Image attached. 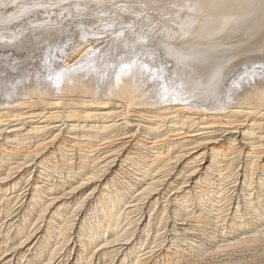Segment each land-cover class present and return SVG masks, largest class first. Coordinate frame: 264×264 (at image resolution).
I'll use <instances>...</instances> for the list:
<instances>
[{
	"label": "rangeland",
	"instance_id": "1",
	"mask_svg": "<svg viewBox=\"0 0 264 264\" xmlns=\"http://www.w3.org/2000/svg\"><path fill=\"white\" fill-rule=\"evenodd\" d=\"M219 2V0H0V102L10 100L13 95L16 96L19 88L29 85L33 79L40 78L41 81L48 79L47 85L52 86L59 77L62 79L67 73L78 71L80 68L82 73L92 69L94 75L92 94L61 93V86L59 89L54 87L49 97L44 96L41 100L34 96L27 104L16 106V112L24 117L35 114L37 116L40 114L39 117L48 114L66 115L71 111L92 112L91 114H96V117L100 114L108 115L103 120L94 119V122L81 120L80 126L89 127L105 126L111 123L104 121L111 120L120 124L123 122L122 118L126 117L129 124L123 131L135 135L132 146L127 150L131 153V157L136 158L140 155L138 157L145 156L146 161H151L158 151L165 150V155L159 156L161 162L152 166L147 178L135 175L140 174L134 171L138 167L136 158L121 165L119 163L111 165L109 170L104 172L103 177L94 179V182L88 186L72 191L80 184L76 180L84 179L87 182V177L102 175L104 169L100 167L115 149L113 144L102 145L105 141L99 142L93 138L97 135L92 134L91 137H87L78 130L74 131V134H69L67 131L73 124L71 121L74 120L64 121L61 132L56 126L62 123H52L48 128L55 127L53 130L42 132L37 138L26 140L23 137L19 141H13L5 136L7 131L20 128L19 125L15 126V129H5L6 126H0V133L2 132L0 151L8 152L13 149L17 154L13 160H7L2 156L0 169L4 174L16 163L21 162L23 157L33 155L36 150L45 147L48 141H54L56 148L60 150L64 145H68L61 151L62 157L58 153L60 151H55L59 156L52 159L53 164H48L47 171L52 173V176L47 177L46 181L40 179V171L25 170L10 176L1 187L0 253L2 249L17 248L19 254H13V264H38L34 249L41 242L40 238L35 245L40 235L37 239L27 241L22 247L19 244L38 225L49 222L54 234L48 246L52 251L55 247L53 244L64 239L63 236H59L60 229L68 226V221L73 220L70 217L75 209L79 206L84 209L88 197L90 199L86 210L88 219L85 220L83 233L87 236L92 230H96L99 226L98 217H102L100 224L105 222L104 213L98 207L100 199L97 197L99 198L100 194L105 195L101 197V201L105 203L103 209H106L107 201L109 197L115 196V191L118 194H125L112 215L117 224L110 229L112 230L110 235L108 233L101 238L103 241H110L125 233L127 237H131L135 229L131 240L133 242L137 240V245L127 252L128 254L116 251V254L111 252L105 255L101 264H152L150 259L143 258H146L148 256L146 253L161 242H165V246L174 243L169 251L170 260L175 261L171 264H264V233L263 235L260 233L255 241H246L245 244L231 248L219 256L213 255L217 250H224L226 243L229 244L230 241L232 244L241 237L243 239L247 235H255L253 231L257 225H261L259 228H264V218L261 223L256 219L257 213L260 212V207L256 203L264 200L262 168L264 105L253 109L251 106L238 104V100L235 99L242 86L256 81L264 83V47L257 49V47L244 46L240 37L241 30L228 37L222 34L211 37L200 35L198 31L203 19L205 21L207 18L214 19L219 14L220 17L226 15L223 19L230 21L238 16L231 14L235 8L226 12ZM213 3L218 4V7L213 6ZM205 21H202V24ZM192 33L194 36L191 35ZM181 44L186 45L181 46ZM88 46L92 49L84 54L82 51ZM251 50L252 53H249ZM191 51L203 56L195 57L194 54L182 58V54L189 55ZM70 56L79 60L74 67L67 65ZM186 67L190 69L187 71ZM123 69L145 81L147 84L145 88L153 94L150 95L148 91L150 98L154 99L153 102L147 96L149 105L153 102L152 106L146 104L126 108L118 97L105 96L104 90L110 84L112 74L116 70L122 72ZM98 97L99 102L106 105L90 104ZM57 101L60 103L59 106H54ZM79 102H88L90 105H80ZM6 108L7 106H1L0 103V117L8 115ZM143 110L146 112H142ZM153 110L163 116L154 117V113H149ZM234 111L238 113L231 114ZM136 114L142 115L143 120L133 116ZM150 117L156 120L152 125L146 122ZM180 118H190L195 123L183 125L178 122ZM38 119H34L33 123L26 121L22 128L26 131L22 135L32 128L46 126L47 123H40L42 119ZM199 121L212 122L215 127L198 131ZM228 123L243 126L237 130L238 133H234L235 130L221 128ZM147 127L150 129L146 134ZM155 128L158 129L157 132L150 131ZM244 132L251 135L243 136ZM109 133L103 135L111 137L120 131L114 130ZM195 135L194 138L190 137ZM205 137L219 142L215 145L217 150L222 151L215 159L218 165L212 168L209 167L211 158H203L198 150L193 149L196 144L204 142ZM230 137L232 141L227 140ZM181 138L186 139L181 140ZM117 142L119 140L114 144ZM152 143L157 145L155 149L151 148ZM98 144L101 145L94 147ZM168 149L169 153H167ZM178 153L183 154L184 158L177 162L175 157ZM247 153H250V156L247 157ZM254 161L258 166L254 165L252 172L250 169L246 170L247 162L252 166ZM72 164V167L85 164L87 168L79 170L81 176L74 177L75 180L69 176ZM244 173L249 175L245 180ZM14 181L18 182L17 187L5 192ZM243 182L246 183L245 186ZM132 183L135 185L129 190L121 189L123 184L128 186ZM34 189H40L38 197L34 196L38 201L35 210L29 212L28 221L25 223L23 215L26 207L29 208L28 203L34 195ZM143 190L146 196L140 197ZM146 190H150L149 195L153 200L152 206L147 208H145V198L148 197ZM259 194L262 196L260 199L256 198ZM164 206L165 210H162ZM44 209L47 210L46 215H41V210ZM141 218H146L144 223L151 219L148 229L144 227V223L137 224ZM174 223L175 230L172 228ZM246 224H250L249 229L239 228L247 226ZM19 229L23 231L21 236L18 235ZM7 235L8 237L5 238ZM102 240L97 244L104 243ZM194 247H198L197 250ZM70 254L71 258L75 256L74 251ZM187 254L188 259H179L180 256L184 257ZM83 257L81 256V260L87 261ZM10 258L3 260L0 257V264H7Z\"/></svg>",
	"mask_w": 264,
	"mask_h": 264
},
{
	"label": "bare ground",
	"instance_id": "2",
	"mask_svg": "<svg viewBox=\"0 0 264 264\" xmlns=\"http://www.w3.org/2000/svg\"><path fill=\"white\" fill-rule=\"evenodd\" d=\"M174 1V0H173ZM220 4L222 5L221 8L222 9H226L225 11L228 12L227 10H231L232 8H235L232 10L231 14H236L238 16H235L232 20L230 21H225V19H223L224 17H226V15L224 17H220L219 14H217V16L213 18H207L206 21L203 19L202 21H205L202 24L201 21V25L199 26V31L201 34L200 35H204V36H208L211 37L213 35H224L225 37H228L229 35H231L232 33H237L238 30H241L240 34H241V39H243V45L245 46H251L250 48L253 47H258L262 48L264 47V0H219ZM122 3V2H121ZM205 3V2H204ZM215 3V2H214ZM213 6H217L214 5ZM207 4V3H206ZM205 4V5H206ZM6 6V5H5ZM198 6V5H197ZM211 6V5H210ZM209 6V7H210ZM211 6V7H213ZM90 7V6H89ZM204 7V6H203ZM218 7V6H217ZM216 9V7H214ZM195 9V8H194ZM198 9V8H197ZM205 10V8H204ZM203 11V10H202ZM206 11V10H205ZM208 11H210L208 9ZM196 12V11H195ZM201 12V11H200ZM213 12V11H212ZM207 13V12H205ZM213 14H215L213 12ZM212 14V15H213ZM9 15V13H8ZM243 15V16H241ZM151 16V15H149ZM206 16V15H205ZM241 16V17H239ZM246 16V17H245ZM19 18V17H18ZM201 18V17H200ZM8 20V19H7ZM82 23V22H81ZM18 25V24H17ZM170 25V24H169ZM186 28V27H185ZM14 29V28H13ZM196 29V27L194 28ZM92 32V31H91ZM13 35V34H12ZM190 35V34H189ZM192 36H194V33L191 34ZM198 35V36H200ZM221 35V36H222ZM30 36V35H29ZM191 36V37H192ZM190 37V36H189ZM205 38V37H204ZM2 39V38H1ZM44 39V38H43ZM46 39V38H45ZM117 39V38H116ZM192 39V38H191ZM198 39V38H197ZM196 39V40H197ZM203 39V38H202ZM208 39V38H207ZM211 39V38H210ZM215 39V38H214ZM219 39V38H218ZM195 40V41H196ZM209 40V39H208ZM222 40V39H221ZM8 41V40H7ZM29 41V40H28ZM185 41V40H184ZM188 41V40H187ZM193 41V40H192ZM199 41V40H198ZM182 42V41H181ZM186 42V41H185ZM184 43V42H183ZM187 43V42H186ZM246 43V44H245ZM21 44V43H20ZM32 44V43H31ZM191 44V43H190ZM182 45H186V44H181ZM232 45V44H231ZM230 45V47H232ZM235 45V44H234ZM32 46V45H31ZM179 46V45H178ZM226 46V45H225ZM237 46V45H236ZM186 47V46H185ZM208 47V46H207ZM211 47V46H210ZM240 47V46H239ZM182 48V47H181ZM202 48V46H201ZM227 48V47H226ZM229 48V47H228ZM91 46H88L86 48H84V50L82 51L84 54L87 53L89 50H91ZM94 49V48H93ZM232 49V48H231ZM245 49V47H244ZM247 49V48H246ZM256 49V50H257ZM209 50V48L207 49ZM212 50V49H211ZM218 50V49H217ZM230 50V48H229ZM234 50V49H233ZM249 50V49H247ZM255 50V51H256ZM261 50V49H260ZM21 51V50H20ZM29 51V50H28ZM187 51V49H186ZM197 51V50H196ZM201 51V50H200ZM214 51V50H213ZM235 51V50H234ZM239 51V50H238ZM254 51V50H253ZM254 51V52H255ZM73 52V51H72ZM204 52V51H203ZM215 52V51H214ZM232 52V51H231ZM243 52V51H242ZM259 52V51H258ZM262 52V51H261ZM80 53V52H78ZM187 53V52H186ZM200 53V52H199ZM205 53V52H204ZM203 53V54H204ZM216 53V52H215ZM230 53V52H229ZM252 53V50L249 52ZM72 54V53H71ZM81 54V53H80ZM195 53H193V51L189 52V55H184L182 54V58H184L185 56L187 57H191L193 56ZM208 54V53H207ZM239 54V53H238ZM245 54V53H244ZM257 54V53H256ZM260 54V52H259ZM263 54H264V49H263ZM109 55V54H108ZM221 55V54H220ZM261 55V54H260ZM260 55L258 57H260ZM82 56V55H80ZM79 56V57H80ZM195 57H202L203 55L201 54H195ZM212 56V55H211ZM245 56V55H243ZM255 56V54H254ZM253 56V57H254ZM263 56V55H262ZM71 57V56H70ZM69 57V58H70ZM84 57V56H83ZM206 57V56H205ZM214 57V56H212ZM211 57V58H212ZM237 57V56H236ZM257 56H255L256 58ZM78 58V57H77ZM225 58V57H224ZM234 58V56H233ZM197 59V58H196ZM207 59V58H206ZM210 59V58H208ZM221 59V57H220ZM245 59V58H244ZM257 59V58H256ZM78 60V59H77ZM77 60H75V58L72 56L69 59V62H67L68 67L73 66L74 64L77 62ZM187 60V59H186ZM193 60V59H192ZM236 60V59H235ZM79 61V60H78ZM179 61V60H178ZM226 61V60H225ZM244 61V60H243ZM99 62V61H98ZM193 62V61H192ZM197 62V61H196ZM222 62V61H221ZM115 63V62H114ZM242 63V61H241ZM189 66V65H188ZM237 67V66H236ZM66 68V67H65ZM89 68V67H88ZM124 68V67H123ZM179 68V67H178ZM2 69V68H1ZM76 70V68H74ZM81 69V68H80ZM79 69V70H80ZM181 69V68H180ZM187 69V67H186ZM190 69V68H189ZM187 69V71L189 70ZM212 69V68H211ZM78 70V69H77ZM78 71H73L70 73H67L64 75V77L62 79L55 82V85H50L48 86V82L46 80L48 79H44L45 81H41L40 78L39 79H33L32 81H30L29 85L26 84L24 86L21 87V85L18 87V94L16 95L14 92V94L16 96L13 95V98H11L10 100H6L4 102H0L1 106L5 105L7 106L6 110H8V115H3L0 117V126H6L5 129H10L13 128L15 126H20V128H17L15 130L12 131H7L5 133L6 138H11L13 141H19L20 138L25 137L26 140H30L32 138H37L38 134L42 133V132H49L51 130H53V128H48L50 125H52V123H62L60 126H56L57 129H59V131L61 132V127L65 124L64 121H69V120H74L71 121L73 124L71 126V128L67 131L69 134H74L76 130L81 131V133L85 134L84 136L87 137H91L90 135H97L96 137H93L95 139H97L99 142L101 141H105L102 145H111L113 144L115 146V149L113 150L111 156L109 155L106 162L103 164L102 167L104 170L102 171V175H94V176H90L87 177L86 180L87 182H85V180H76L77 183H80L77 187L73 188L72 191H76L78 188L83 187V186H88V184L94 182V179L97 178H101L105 175L104 172L108 171L110 166L113 164H122L125 161H130L131 159L137 160L138 164L136 166H138L134 171L138 174H135L136 176L140 177V178H147L148 177V173L151 172L150 170L152 169V166H155L160 160L159 156H164L165 155V150L164 151H158L156 157L151 160V161H146V157H138L140 155H138L136 158L131 157V153L128 150L129 147L132 146V142L134 141V134H129L127 132H124L123 130L125 128H127L128 126V122H127V118L123 117L122 123H118L117 121L111 120V121H104V123H111V124H106L105 126H93V127H89L87 125L85 126H80L81 120H85L84 122H87V120H91L92 122H94V119H99V120H103L105 117H108V115H103L100 114L98 115L99 117H96V114H91L89 112H85V113H80L79 111H71V112H67L66 115L62 114H48V116H42L39 117L40 114L37 116L35 115H29V116H25L24 115H20L21 113L16 112L15 107L16 106H20V105H24L27 104L32 97L36 96L42 99H44V96H50L49 94H51V90H53V88L55 87V89H59L60 86V92L61 93H70V92H81L83 94H92L94 92V90L92 89V85L94 84L92 82V77H94V75L92 74V69H88L87 71H85V73H79ZM213 71V70H212ZM66 72V70H65ZM204 73V72H203ZM62 75V74H60ZM185 75V74H184ZM183 75V76H184ZM223 75V74H222ZM182 76V75H181ZM42 77V76H41ZM196 77V75H195ZM222 77V76H221ZM180 78V77H179ZM58 79V78H57ZM94 79V78H93ZM52 80V79H51ZM205 80V79H204ZM208 82V81H207ZM107 83V82H106ZM204 83V82H203ZM22 84V83H21ZM108 84V83H107ZM146 83L145 81H143L142 78L138 77L136 74H132L130 73L127 69H123V71L121 72V70H116L114 72V74H112V80L110 82V84L107 86V89L104 90L105 91V96H114V97H118L121 102L123 103V107L126 108H131L132 106H139V105H149L148 103V98L147 96H149V98L151 97L150 95L153 96V94L147 90L146 87ZM240 85V84H239ZM212 86V85H211ZM94 88V87H93ZM102 88V87H101ZM100 88V89H101ZM105 88V87H104ZM201 88V87H200ZM17 89V88H16ZM150 93H149V92ZM212 91V90H211ZM213 92V91H212ZM239 92V91H238ZM148 93L150 95H148ZM99 95L101 94L100 92L98 93ZM94 95V94H93ZM102 95V94H101ZM100 95V96H101ZM208 95V94H207ZM206 95V96H207ZM156 96V95H154ZM205 96V95H204ZM203 96V97H204ZM235 97V96H234ZM47 98V97H46ZM95 99V98H94ZM152 99V98H150ZM236 100H238V104L240 105H245V106H251L253 109L257 108V107H261L262 105H264V83L261 81H256L253 84H246L244 86H242L241 91L239 93H237V96L235 98ZM99 97L98 99L90 102V104H98L97 106H104L106 105V103H101L99 102ZM151 101V100H150ZM152 101L154 102V99H152ZM147 102V103H146ZM152 102V104H153ZM81 102H79L78 104H80ZM59 102L57 101L56 104H54V106H59ZM62 104V103H61ZM88 104V102H84L81 103L80 105H90ZM149 105V106H152ZM218 106V105H217ZM234 107V106H233ZM99 108V107H98ZM220 108V107H218ZM240 108V107H239ZM89 109V108H88ZM92 109V108H91ZM142 109V108H141ZM161 111V109H159ZM182 110V109H181ZM258 110V109H257ZM171 111V110H170ZM226 111V110H225ZM142 112H146L145 110H143ZM179 112V111H178ZM240 112V111H239ZM149 113H154V117H162L163 114H161L160 112H157L155 110L150 111ZM202 113V112H201ZM237 112H231V114H236ZM225 114V113H224ZM166 115V114H165ZM138 117L139 119H142V115H133ZM148 118L146 119V122L148 125H152L153 122H155V118ZM222 117V116H221ZM39 118L38 120L42 121L40 123H47L46 126L44 127H35L32 128L31 130H27V132L25 134L22 135V133L24 131H26V129L22 128L25 126V123H27L26 121L33 123L34 119ZM145 119V118H144ZM178 119V118H177ZM175 119V120H177ZM161 120V119H160ZM38 122V123H39ZM90 122V121H89ZM176 122V121H175ZM180 123H183V125L185 124H194L195 121L193 119L190 118H180L179 121ZM200 122V121H199ZM198 122V125H200V128L198 129V131L200 130H207V129H212L215 127V124H213L212 122H205V121H201L200 123ZM174 123V122H173ZM197 123V122H196ZM14 124V125H13ZM223 124V123H222ZM255 125V124H254ZM223 127L221 128H226V129H232L235 130L234 133H238L237 130L243 126L241 124H225L222 125ZM172 127V126H171ZM251 127V126H250ZM48 128V129H47ZM150 128H146V134L147 131ZM114 130L116 131H120V133L116 134L114 133V136L111 137H106L105 135H103V133H108L109 132H113ZM158 129H154V130H150L153 132H157ZM165 129H163L164 132ZM171 131V130H170ZM149 132V131H148ZM233 133V134H234ZM47 134V133H46ZM80 134V133H79ZM82 134V135H83ZM102 134V135H101ZM116 134V135H115ZM2 135V132L0 133V136ZM4 135V134H3ZM251 135V133L248 132H244L243 136H248ZM157 136V135H154ZM204 136H206V134H204ZM190 137H196L195 136H190ZM233 137V135H232ZM55 138V137H54ZM156 138V137H155ZM206 140H203L204 142H201L199 144H196V146L193 148L194 150H198L199 155L200 156H204L203 158H211V162L209 167L212 168L214 165H218L217 160H215L217 158L218 155H220L222 153V151L217 150V146L215 144L219 143V142H215L212 141L210 137H205ZM186 138H181V140H184ZM204 139V138H203ZM117 140H119V142L115 143ZM228 141L231 140V137L229 139H227ZM232 141V140H231ZM49 143L45 145V147H43L42 149L36 150L33 155H29V156H25L21 159V162L16 163V165L12 168H9L8 171L6 172V174H4V172L0 169V190L2 189V185L5 184L4 182H7L8 179L10 178V176H12L13 174H17V173H21L23 171H33L34 169L37 171H40L39 175L41 176L40 179L42 181H46V178L49 176H52V173H49L47 171V167L48 164H53L52 163V159H56L59 155L56 154L55 151H60L58 152L60 154V156H63V151L64 147H68V145H64L63 149L60 150L58 147L56 148V144H54V141H48ZM137 143V142H136ZM101 144L95 145L99 146ZM157 145L152 143L151 148L155 149ZM161 146V145H160ZM71 147V146H70ZM93 147V146H92ZM91 147V148H92ZM105 148V147H104ZM161 148V147H160ZM163 148V146H162ZM4 149V148H3ZM131 149V148H130ZM167 149V148H166ZM170 149V148H169ZM169 149L168 152L169 153ZM42 150H46L45 152L43 151V153L41 154ZM95 150V149H94ZM40 152V153H39ZM49 152V153H48ZM48 153V154H47ZM166 153V154H167ZM263 153V152H261ZM260 153V154H261ZM16 152L11 149L8 150V152L6 151H0V163H2L3 159L2 156H4L5 158H7V160H10L14 158V156H16ZM47 155V156H44ZM131 155V156H130ZM247 157L250 156V153H247L246 155ZM182 157L184 158V155L181 153H178V155L175 157V160L178 162L180 159H182ZM264 159V158H263ZM247 160V159H246ZM132 162V161H131ZM250 162V160H249ZM134 163V162H133ZM65 164V163H64ZM63 164V165H64ZM131 164V163H130ZM250 163L247 162L246 164V170L250 171L255 167H257L258 165H256V162L254 161V163L252 164V166L250 165ZM69 166V164L67 165ZM73 164L71 165V172L69 173V176L71 179L75 180L74 177H78L81 176L79 175L80 173L78 172L79 170H84L87 169L85 166V164L83 165H74V167H72ZM53 167V165H52ZM0 168H2V166H0ZM56 168V167H55ZM70 168V169H71ZM262 168L264 171V164H262ZM53 169V168H52ZM256 169V168H255ZM50 170V168H49ZM46 172L45 174L43 172ZM87 171V170H86ZM153 171V170H152ZM249 171V172H250ZM52 172V171H51ZM252 172V171H251ZM254 172V170H253ZM26 173V172H25ZM247 173V172H246ZM252 174V173H250ZM87 175V174H86ZM244 176V180L247 179V176L245 173L243 174ZM14 180V179H13ZM18 181V180H16ZM262 182V181H261ZM18 182L12 183V185H9V188H6V191H11L14 190L17 187ZM76 183V184H77ZM17 184V185H16ZM124 186L121 187V189L123 190H129L131 188V186H134L135 183H132L130 185L127 186V184H123ZM243 185L245 186L246 183L243 182ZM264 185V182H263ZM122 186V185H121ZM250 186V185H249ZM8 189V190H7ZM244 189V188H243ZM4 190V189H3ZM101 191L103 190L100 189ZM245 190V189H244ZM40 189H34V195H32V198L30 199V202L28 203V207H26V211L23 215V222H27V218L29 216V212L35 210V205L37 204L38 199L35 198L34 196L38 197L37 194H39ZM261 191V190H260ZM39 192V193H38ZM148 197L145 198V208L152 206V196L149 195L150 190H146ZM145 190H143L140 193V197H142L143 195H145ZM99 196V195H98ZM105 195H101L99 196V198L97 197V199H100L99 204V210H102L101 212L104 213L103 215V219L105 220V222H101L102 217H98L97 219V223L99 224L98 227H96V230H92L90 232L89 235L86 236V234H84V224L86 223L85 220H87L88 218L86 217V210L88 208V204L90 202L89 197L86 199V205L84 206V209H82V206H79L77 209H75L72 212V216L70 218H73L72 221H68V226L63 227V229H60L59 232V236H63L64 239H61L60 241H57L56 243L53 244L54 249L51 251L50 248L48 247L50 244V239H53L54 234L51 231V226H49V222H45L46 224H42L37 228H35L34 230L30 231V233L27 234V238L24 239L19 246H23L25 245V243L27 241L30 240H34L37 239L38 235L39 238L37 239L36 244H38L39 239L41 238V242L36 246L35 252L37 253L36 255V263L38 264H101L103 258L105 255L109 254V253H115L116 251H121L122 253L125 252H130L133 248H135V245H137V240L136 242H133V240H131L133 238V232L131 233V237H127L126 233L122 236H117L116 238H114L113 240H108V241H103L102 240V236H104L105 234L110 235V232L112 230H110L113 226H115V224H117L116 221H114L113 216L114 212L116 211V209L118 208V202L120 200H122L125 196V194L123 193H116L115 191V196L109 197L108 199V210L106 211V209H103L104 204L101 201V197L103 198ZM146 196V195H145ZM108 198V196H106ZM262 197L260 194L257 195L256 198ZM143 201V199H141ZM140 200V201H141ZM141 201V202H142ZM260 201V200H259ZM258 202V201H257ZM260 202H262V204H260ZM260 202L256 203L259 207H260V212L257 213V220L258 222H260L263 218H264V200L262 199ZM144 203V202H143ZM239 203V202H238ZM92 204V203H90ZM94 205V204H93ZM107 205V204H106ZM237 205V204H236ZM92 206V205H91ZM238 206V205H237ZM138 207V206H137ZM143 207V205H142ZM256 207V206H255ZM254 207V208H255ZM161 208V207H160ZM91 209V207H90ZM141 209V208H140ZM147 210V209H146ZM162 210H165V206L162 208ZM47 210H41V215H44L46 213ZM155 211V210H154ZM239 211V210H238ZM148 212V210H147ZM46 215V214H45ZM148 217H150V215H147ZM44 217V216H43ZM165 217V216H164ZM250 217V215H249ZM52 218V217H51ZM140 218V217H139ZM151 218V217H150ZM148 219V222L144 223L146 218H141L140 220L137 221V224H141L143 225L144 223V227L147 229L150 227V222L151 219ZM170 218V217H168ZM40 219V218H39ZM42 219V217H41ZM101 219V220H100ZM164 219V218H163ZM172 219V218H171ZM197 219V217H196ZM253 219V217H252ZM81 220V221H80ZM166 220V219H165ZM163 221V220H162ZM89 222V221H88ZM170 222V219L169 221ZM39 223V224H40ZM103 223V224H102ZM166 223V222H164ZM163 223V224H164ZM231 223V222H230ZM252 224V222H250ZM261 223V222H260ZM168 225L170 223H167ZM259 224V223H258ZM171 225V224H170ZM175 223L173 224V229L175 230ZM178 225V224H177ZM247 226H241L239 227L241 228H248L250 227V224H246ZM225 226V225H224ZM239 226V225H238ZM165 227V225H164ZM163 227V228H164ZM168 227V226H167ZM229 227V226H228ZM261 227L257 225V227H255V230L253 232H255V235H250L247 237L243 236L244 238L239 239L237 241H233L232 244H230L232 241H230L229 244L226 243L225 245V249L220 250L217 252H215L213 255H221L223 254L225 251L230 250L231 248H235L239 245L245 244L246 241H255L257 236L261 233H264V228H259ZM18 228V227H17ZM45 228V231H43ZM166 228V227H165ZM233 228V227H232ZM259 228V229H258ZM95 229V228H94ZM227 229V228H226ZM231 229V228H230ZM249 229V228H248ZM257 229V230H256ZM89 230V229H88ZM235 230V229H234ZM173 232V230H171ZM245 231V230H244ZM242 231V232H244ZM32 232V233H31ZM141 232V231H140ZM175 232V231H174ZM235 232V231H234ZM21 233H23L22 229L18 230V235L21 236ZM136 233V232H135ZM142 233V232H141ZM241 233V232H240ZM171 234V232H170ZM174 234V233H173ZM229 234V233H228ZM252 234V233H251ZM42 235V236H41ZM114 235V234H113ZM111 235V236H113ZM136 235V234H135ZM224 235V234H223ZM226 235V234H225ZM263 235V234H262ZM25 236V234H24ZM110 236V237H111ZM126 236V237H125ZM139 236V235H138ZM229 236V235H228ZM260 236V235H259ZM8 235L5 237L7 238ZM109 237V236H108ZM137 238V237H136ZM147 238V237H146ZM227 238V237H226ZM264 238V237H263ZM112 239V238H111ZM139 239V238H137ZM172 239V238H171ZM76 240V241H75ZM102 240L104 243L102 244H97L98 241ZM227 240V239H226ZM259 240V239H258ZM156 241V240H155ZM164 241V240H163ZM59 242H61V244H59ZM153 242V241H152ZM229 242V241H228ZM141 243V242H140ZM77 244L79 245L77 247ZM98 245V247H96V245ZM139 244V243H138ZM174 245V243L171 245H167L165 246V242H161L160 244H158L157 246H155L150 252L146 253L148 256L146 258L143 259H150L152 264H159V263H165V264H171L175 261H171L169 258V251L172 249V246ZM52 246V247H53ZM65 247V248H64ZM96 247V249L93 251V249ZM115 247V248H114ZM165 247L166 250H165ZM227 247V249H226ZM64 248V252L62 253ZM111 248V249H110ZM113 248V249H112ZM198 247H194V249ZM107 249V250H105ZM220 249V248H218ZM74 251L75 252V256L71 258V254L70 252ZM216 251V250H215ZM10 252V253H9ZM214 252V251H213ZM9 253V255H8ZM13 254H19V251L17 248H8V249H2L1 253H0V257L5 260L8 257H11L10 260H7V264H13V260H12V256H14ZM128 254V253H127ZM176 254H178V251H176ZM206 254V253H205ZM212 254V253H210ZM81 256H84L86 260H81ZM83 257V258H84ZM141 257V256H140ZM213 257V256H211ZM224 257V255H223ZM125 258V257H123ZM180 258H185L188 259L189 255L187 254L186 256H180ZM141 259V260H143ZM178 259V260H179ZM45 261V262H44ZM84 261V262H83ZM35 262V261H34ZM93 262V263H92ZM144 262V261H143ZM146 262V261H145ZM110 263V262H109ZM113 263V261H112ZM121 263V262H120ZM147 264V263H146Z\"/></svg>",
	"mask_w": 264,
	"mask_h": 264
}]
</instances>
